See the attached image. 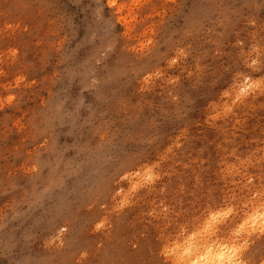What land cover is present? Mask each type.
Masks as SVG:
<instances>
[{"label":"rangeland","instance_id":"374dc122","mask_svg":"<svg viewBox=\"0 0 264 264\" xmlns=\"http://www.w3.org/2000/svg\"><path fill=\"white\" fill-rule=\"evenodd\" d=\"M263 208L264 0H0V264H187Z\"/></svg>","mask_w":264,"mask_h":264},{"label":"bare ground","instance_id":"6f19581e","mask_svg":"<svg viewBox=\"0 0 264 264\" xmlns=\"http://www.w3.org/2000/svg\"><path fill=\"white\" fill-rule=\"evenodd\" d=\"M244 224L264 225V208L251 215ZM263 235L257 229L249 230V236ZM181 255H190L187 264H264V243L251 247L232 240L222 239L215 243L193 244L180 247Z\"/></svg>","mask_w":264,"mask_h":264}]
</instances>
